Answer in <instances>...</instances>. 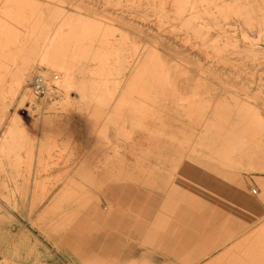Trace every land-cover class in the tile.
<instances>
[{
  "label": "rangeland",
  "instance_id": "374dc122",
  "mask_svg": "<svg viewBox=\"0 0 264 264\" xmlns=\"http://www.w3.org/2000/svg\"><path fill=\"white\" fill-rule=\"evenodd\" d=\"M139 2L141 6L108 0H0V264H133L128 261L133 258L131 252L136 255L137 264H264V54L252 58L241 51L242 31L234 19L233 26H225L233 32L229 37L234 44L220 53V58L227 60L214 62L217 57L205 47L193 48L183 39L185 34L180 33L184 31L175 35L178 27L170 26L177 25L174 17L160 26L156 19L159 14L148 4L152 0ZM209 3L215 12L216 7ZM231 3L240 8L255 4L264 8V0H231ZM55 9L67 14L81 11L91 19L96 17L113 25L116 39L125 44L123 61L113 55L111 70L105 72L102 70L105 63L100 65V60L91 59L90 55L79 56L80 49L76 58H67L65 67L50 62L49 55L53 52L49 54V49H53L48 47L59 43V39L55 38L53 28L39 22V16L42 11L54 13ZM213 16L202 14L205 20ZM123 19L153 34L161 31L166 35L163 37H176L177 59L183 65L198 79L208 77L205 71L214 68L227 85L211 79L212 91H186L175 96V104L161 102L162 109L184 119L182 122L160 120L152 128L147 124L151 121L148 118L138 125L127 126L123 116L117 114L120 112L116 102L122 96V85L127 93L139 85L138 77L132 76L129 67L135 59L136 46L145 47L147 41L148 47L151 39L142 40L136 26L121 23ZM250 38L264 52V38ZM150 57L148 65L155 61ZM119 65L122 69L114 70ZM22 68L32 73L30 89L22 99L9 101L6 95L17 90L16 78ZM65 70L74 79V85H62ZM36 77L45 82L46 91L42 94L35 93ZM110 81H118L120 85L117 91H106V98L113 104L95 103L99 95H92L103 93L98 91L99 86ZM233 96L240 104L254 107L258 116L251 118ZM30 107L35 111L30 122L37 121L38 128L28 134L10 131V123L21 127L18 116L27 114ZM140 132L148 139L147 143L136 139ZM192 162L223 171L225 181L220 180L219 189L213 192L200 185L201 175L194 179L184 175L182 170ZM91 172H100L99 184H95ZM230 177L235 182L228 187ZM178 182L213 203L209 207V202L198 217L200 225L210 226L215 205L218 217H230L236 212L245 220L242 226L238 225L240 228L228 225L236 227L235 233L208 257L202 249L196 250L197 258L194 254L187 255L188 260L169 256L177 252L173 248L176 231L170 224L188 228L193 224L167 210V192ZM76 186L87 195V201L78 202L75 198ZM110 187L118 188L114 203L123 213L116 220L99 221L107 206L102 196ZM83 204L86 207L82 211L90 214L81 213ZM100 204L103 205L99 207ZM161 213L169 224L163 227L162 240L147 245L152 215ZM84 217L88 218L86 223L97 228V233L88 238L97 248L84 250L73 246L87 244L83 234L71 235V243L60 240ZM225 226L219 225L218 230ZM194 230L197 242L203 232ZM34 240L41 253L35 249ZM104 243H114L120 254L104 253L99 248ZM164 245L168 247L165 249ZM185 252L180 249L179 253ZM221 254V261L210 263L212 257L219 258ZM123 259L126 262L120 263Z\"/></svg>",
  "mask_w": 264,
  "mask_h": 264
},
{
  "label": "bare ground",
  "instance_id": "6f19581e",
  "mask_svg": "<svg viewBox=\"0 0 264 264\" xmlns=\"http://www.w3.org/2000/svg\"><path fill=\"white\" fill-rule=\"evenodd\" d=\"M108 1L117 2L119 5L123 1H126L129 2L130 5L136 4L137 6H141L139 2L140 0ZM208 2H212L214 4V7H216L215 12H212L211 5L210 3L208 4ZM148 4L150 6H153L155 12L159 14L158 16H156L158 25L161 26L165 22H169V20L174 17L177 20V25L174 24L170 26L178 27L176 29L177 32L175 35L178 36L181 31H184V33H180V35L185 34V38L183 39H186L188 43H191L190 45L194 46L193 48L197 46L205 47L206 51L208 50L210 54L213 53L214 57H217L218 60L214 62L220 63L221 61L222 63V61L226 62L227 60V58L221 59L220 53L227 51V48L234 44V40L229 37L233 32H229L226 29L228 25L233 26L235 24L234 19H236V22L238 25H240V30L242 31L243 48L241 49V51L245 52L247 57L252 58H258L262 53L264 54L262 48L256 46V44L253 43L252 39L250 38L255 36H257L259 39L264 38V8L259 4H255L254 7L251 5H244L241 8L231 3V0H152V2ZM4 6H6L5 3ZM55 13L56 18H53V14ZM203 13H210L214 16L209 20H205L202 17ZM16 14L19 15L18 12ZM40 21L49 25L51 30L53 28V30L55 31V38L59 39V43L55 42L53 46L48 47L53 49L52 51H50L49 49V54L53 52V55H49L50 62L59 63L60 66L65 67L66 63L69 61L67 60V58H76L78 56L77 51L82 49V53L79 56L87 57L88 55H90L89 57L91 59H99V62L101 63L100 65L105 63L102 70L108 72L111 70L110 60L112 59L113 55H115V58L121 62L125 57V44L124 42H118V39H116L115 27L111 24L101 21L99 18L96 19L95 17V19H91V17L87 16V13L81 11L67 14L62 10L58 11L55 9L54 13L53 11L47 10V13L45 14L42 11L39 16V22ZM60 21H62L61 25H59ZM121 23L126 25L133 24L134 26H136L135 29L137 33L140 34V38H142V40L145 41L146 39H151V44H149L148 47L147 41L145 42V47L141 48L136 46L139 43L138 41H141V39L135 42V59L133 60L132 66L129 67V71L132 72V76L135 77V79H137L138 77L140 83L138 86L134 87L132 91H129V93L124 91V85H122L120 91V94H122V96L116 102V105L118 106L117 108L120 112L117 114L123 116V121L125 122V124H128L127 126L132 123L138 125V123H142L144 120H149L148 118H150L151 121L149 120L147 124H149V126H151L152 128L158 123L157 121L160 120H174L176 122H182V120L184 119L162 109L160 106L161 102L163 103L164 101H169L174 103L175 96L179 94L181 95V93L185 94L186 91H212L213 87L211 85V79L212 81L217 80L219 83L227 85V83L224 81V78H221V76L214 68H209L205 71L208 77L198 79L197 76L194 75L186 65H183L177 59L179 57V51L177 50L178 43L174 41H178L176 37L172 38L173 40L168 37H163L166 35H163L161 31L160 33L157 32L156 34H153L143 26L139 27L136 23V25L134 23H129L128 19H123ZM212 29H216L217 32H213ZM220 30H223V32H220ZM121 36L126 37L122 34ZM133 40H135V38ZM218 42H221L222 44H219ZM161 48L163 50L162 53L160 52ZM148 57H150V59L154 58L155 61L152 64L148 65ZM217 64L218 63H215V65ZM121 69V65L114 68V70L116 71H119ZM16 80L18 83V86L16 87L17 90L13 91L11 95H6L8 96L9 101L13 102L15 99H22L29 91V84L32 81L31 71L29 69L22 68ZM36 81L45 89V82L41 77H36L34 83H36ZM64 84L67 86L75 84L74 79L72 78V76H70L67 70H65L62 75V85ZM116 88L117 90L120 88L118 81H110L105 85H100L98 91L104 92L100 94L96 92L92 95V97L99 95L98 97H96L95 103L101 101L102 105H106L108 103L113 104L106 98L105 94L107 93L106 91H117ZM232 98H234L233 100H236V102L239 103L236 97L233 96ZM240 105L242 106L241 110H247L251 118H255L258 116L255 112H253L254 107L250 108V106H247L244 103ZM128 109L130 110L127 114L126 111ZM138 110H140L139 114H137L136 112ZM34 115L35 111L30 107V110L27 112V114L18 116V120L22 123L21 127L15 125L13 122L10 123L9 130L22 134H28L32 131H35L38 128L39 124L37 121L36 123L30 122ZM4 116L6 117L8 115L4 112ZM5 117L2 118V121L3 119H5ZM183 123L184 125L187 124L185 121H183ZM134 124L132 126H134ZM135 137L137 140L147 143L146 141L148 139H146L143 132L137 133ZM216 152L218 151L216 150ZM182 172L184 175H187L192 179H194V177H196L197 175H201L203 177V180L200 185H203L208 190H211L213 192L214 190L219 189L217 184L221 183L220 180L225 179V177L223 176V171H218L212 168L207 169L204 166H199L193 162L189 163L188 166H186L182 170ZM91 175L93 176L95 184H99L100 172L99 174L91 172ZM234 182L235 180L230 177L228 179V187L233 186ZM76 189L75 190L77 194H75L78 195V197L75 196V198H77L78 202L87 201V195L81 192V188L79 186H76ZM117 190L118 188L114 187H110L109 189L105 190L102 198L106 201L105 205L107 204L105 208L106 214L104 217H100L101 219H98L99 221L116 220L117 218H119L118 216L123 213L116 208V205L114 203V199L119 194V192L117 194ZM165 192H167V190ZM197 194L198 192H195L193 188L181 182L174 183V187L171 192H167V210L182 218L184 221L191 220L190 224L193 223L191 225V228L185 226L179 227V225L170 224L173 225L172 230L176 231V237L174 240V242L176 241V243L173 244V248L175 249V251H177L176 253H171L169 255L171 259L188 260L189 258L187 257V255L193 254L196 255L195 258H197L196 250L200 251L201 249L207 251L204 256L208 257L214 251L221 249L225 245L224 243H226V241L235 233L234 228L236 227L234 226L232 228L225 227L221 231H219L216 223L218 222L219 218H216V214H214L210 220L212 223L211 226L207 225L206 227V225H200L201 220H199L198 217L202 214V211L205 209V207L209 205L210 199H208L206 196L200 198L197 196ZM100 201H102V199ZM102 205L103 204H100L99 207H101ZM81 206V213H83L84 215L90 214L89 211H82L86 207V204H83ZM231 218L233 221L237 220L240 223L239 226H242L244 224L241 222L242 215H240V213H233ZM86 221H88L87 217L79 220L76 223L75 227L72 228L70 233L64 234L60 238V240L63 242L62 239H64L65 242L67 241L71 243V235H76L75 233L79 235L83 234L86 235L85 238L87 244L73 246L77 248L82 247L84 248V250L92 249L93 243L91 241L88 242V238L91 234L97 233V228L93 225H89V223H86ZM152 222L154 224L151 223L152 225L146 236L147 245L151 244V241L154 242L156 240H162L160 234L163 233V227L166 224H169V220L164 217L162 213L152 215ZM194 228L203 232V234H201L202 237H200V240L197 242H195L194 240V238L196 237V231L194 230ZM205 234L207 235L205 236ZM33 245L35 246L37 252L41 253V248L37 247L38 245L35 240L33 241ZM162 247L166 249L168 246L164 245ZM99 248H101V250L107 254H120L119 249L114 246V243H104ZM180 249L187 251L185 252L186 255L185 253L180 254ZM134 255V252H131V256L133 258H130L128 261L133 264H137L138 260L136 259V255ZM222 257L223 254H221L219 258L218 256H216L214 259L212 257L210 263L221 261ZM123 262L126 261L124 259L120 261V263ZM149 264L154 263L151 262Z\"/></svg>",
  "mask_w": 264,
  "mask_h": 264
},
{
  "label": "crops",
  "instance_id": "0c3cea01",
  "mask_svg": "<svg viewBox=\"0 0 264 264\" xmlns=\"http://www.w3.org/2000/svg\"><path fill=\"white\" fill-rule=\"evenodd\" d=\"M213 205V203H211L210 202V205H209V207H211ZM212 211H213V209H212ZM216 215V218H219V220H218V222H216L217 223V227L219 226V225H221V224H224V225H227V228H232V227H229L228 225H233V224H236L237 226L240 224L237 220L236 221H233L232 220V218H231V216L230 217H228L227 215L226 216H221V217H218V215H217V205H215V212H214ZM214 213L212 212V215H211V218L213 217V215H214ZM234 213H236V212H234ZM233 214V213H232ZM211 218H210V220H211ZM247 221V220H246ZM242 223H245V220H243V221H241ZM212 225V223H211V221H210V226ZM226 227V226H225ZM239 227V226H238ZM240 228V227H239ZM236 230V229H235ZM103 245V244H102ZM101 246V245H100ZM99 246V247H100ZM93 248H97V247H93L92 246V249Z\"/></svg>",
  "mask_w": 264,
  "mask_h": 264
},
{
  "label": "built area",
  "instance_id": "2783aa9c",
  "mask_svg": "<svg viewBox=\"0 0 264 264\" xmlns=\"http://www.w3.org/2000/svg\"><path fill=\"white\" fill-rule=\"evenodd\" d=\"M34 90L37 94H42L46 91L43 86H41L37 81L34 83ZM27 113V112H26Z\"/></svg>",
  "mask_w": 264,
  "mask_h": 264
}]
</instances>
